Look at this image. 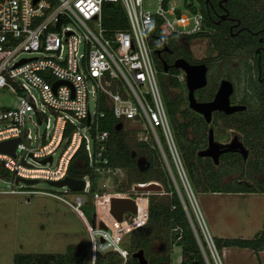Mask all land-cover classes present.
Instances as JSON below:
<instances>
[{
	"label": "built area",
	"instance_id": "built-area-1",
	"mask_svg": "<svg viewBox=\"0 0 264 264\" xmlns=\"http://www.w3.org/2000/svg\"><path fill=\"white\" fill-rule=\"evenodd\" d=\"M105 2L120 4L126 19L125 29L106 33L102 25V4ZM156 3V10L151 12L141 8V0H0V89H8L18 99L12 108L0 107V123L4 124L0 129V141L19 138L15 158L0 153V165L13 173L12 183L15 176L58 180L65 176L68 160L82 144L88 166L92 173L100 176L97 191L90 195L95 225L90 227L79 212L83 203L80 193L90 191L86 176L81 178L83 188L76 191L73 203L42 191L11 188L0 193H41L69 206L84 221L89 264H95L96 257L106 253L114 255L118 263L102 264H125L127 251L122 241L146 222L149 202V192L134 191L133 184L124 188L127 184L123 167L109 165L107 158L102 156L109 133L98 128L99 119L104 117V113L97 110L99 102L108 106L115 124L121 123L122 129L129 123L135 125L131 130L137 141H147L142 130L151 133L172 178L157 132L161 134L194 212L201 239L180 198L203 263L222 264L183 174L160 92L153 58L155 47L149 36L152 30L163 38L196 34L202 30V14L187 9L188 12L183 13L168 1L156 0ZM56 81L59 83L54 86ZM35 98L40 101L39 109ZM89 99L96 108L94 112L89 110ZM41 106L52 111L53 124L49 135L44 132L40 137H33L37 143L33 147L23 127L25 119H30V112L37 124L41 122ZM66 125L71 130L69 137L63 139ZM81 129L88 131L91 145ZM24 139L28 145L24 144ZM60 144L63 148L52 170L25 166L19 161L23 159L28 163L30 159V163L38 164L36 160L51 155L52 163V153ZM174 187L180 196L175 183ZM110 197L131 199L134 213L122 212L121 219L116 220L110 213Z\"/></svg>",
	"mask_w": 264,
	"mask_h": 264
},
{
	"label": "trees",
	"instance_id": "trees-1",
	"mask_svg": "<svg viewBox=\"0 0 264 264\" xmlns=\"http://www.w3.org/2000/svg\"><path fill=\"white\" fill-rule=\"evenodd\" d=\"M163 1L167 2L168 0ZM206 1L208 0H184L185 9L189 12L201 13L205 19L206 29H211L212 32L206 31L195 34L192 37L207 38L210 48L216 51L215 57H236L240 55V52H243L245 63L247 62L246 59H252L255 62L258 58L253 52V45H256V40L249 35H246V40L240 37L232 40L224 39L223 36L227 35L226 30L214 27V22H211V18L210 20L206 18V12L203 7V2ZM228 1L234 6V9L240 10L241 18L245 20V24L250 29H253V26H264V0ZM248 16H253L254 21L252 24L249 22ZM102 25L106 29L107 34L112 30L126 28V19L119 3L105 2L102 4ZM149 36L151 43L157 48L160 45L162 37H160V34L156 30H152ZM170 37L167 36V38ZM259 57L261 73L264 75V52L261 51ZM154 62L158 77L161 79L163 74L160 63L155 59ZM247 87L252 89L253 95L247 101V109L225 118L226 126L234 127L239 131L245 145L249 148L250 154L247 159L246 174H239L238 176L223 180L222 175L219 172H214L215 170L208 175L209 167L211 166L213 169L212 164H200L194 160L193 148L191 147L192 140L186 137L184 129L190 123L193 124L195 122L193 120L180 122L175 118L174 111L176 109L177 98L175 96L169 98L168 92L162 88L163 99L173 127L174 141L178 146L180 161L186 171L190 189L193 193H264V92L257 90L256 83L250 80L247 83ZM97 110L104 113V117L99 119L98 128L100 130H107L109 133L105 141L106 149L102 153V156L107 158L108 164L127 169L126 184L144 183L154 179L160 182L163 188L162 197H158L156 200V197H154L156 195H148L149 202L146 222L124 237L122 245L127 251L125 264H138L135 259L130 257V254L137 250L142 251L146 264H170L169 254L173 246H177L180 249L181 264L192 261L204 264L187 215L181 204L182 200L197 236L201 239L195 221H193L189 213L188 203L182 195V189L178 186L180 195L178 196L168 176L159 166L150 170L147 168L142 173L138 172L134 165L133 155L148 160L155 158L154 152L147 151L150 150L147 149L149 148L148 141H136L133 134L128 132L130 136H127V132L122 128L115 130V121L111 117L108 106L104 103L99 102ZM70 130L71 127L66 125L62 134L63 139L69 137ZM224 160L225 163L222 168L226 174L234 167L241 169L239 160L231 158V156H228ZM226 163H229V165H225ZM200 168L206 173L199 175L198 170ZM223 170L221 168L216 169V171ZM257 174L260 175V178L256 177ZM12 176L13 173L0 165V178L11 180ZM65 176L72 179H81L86 176L90 182V195L92 196L97 191V183L100 180V176L92 173L91 168L88 166L86 153L82 144L79 145L68 160ZM93 217L92 213L91 222H94ZM212 240L217 251L222 248L234 247L249 249L257 253L264 246V227L254 234L252 238L213 237ZM201 243L203 244V241ZM82 249H84V245L78 243L68 245L66 251L63 253H19L13 256L12 264H89V254L87 261V258L82 253ZM105 262L118 263V260L116 261L114 256L109 253L99 255L95 259V264Z\"/></svg>",
	"mask_w": 264,
	"mask_h": 264
},
{
	"label": "rangeland",
	"instance_id": "rangeland-1",
	"mask_svg": "<svg viewBox=\"0 0 264 264\" xmlns=\"http://www.w3.org/2000/svg\"><path fill=\"white\" fill-rule=\"evenodd\" d=\"M168 2L181 12H188L184 7V0H168ZM156 7V0H141V8L143 10L153 12L156 10ZM207 49L208 44L204 40L196 41L192 44L194 57L199 58L205 56ZM239 59V57L232 59L229 66L224 70L217 69L216 73L219 71V73L231 74L230 70H232ZM233 74L234 73L231 75ZM235 83L238 97L241 87L243 86V81L235 80ZM122 88L127 91L124 86H122ZM29 91L35 96L34 90L30 89ZM17 100V96L8 89H0V107L12 108L16 105ZM35 101L36 107L39 109L40 101L38 98H35ZM88 104L90 112L96 111L91 99L88 100ZM41 108L43 110L41 122L37 124L36 117L30 112V119H25L23 127L25 132L28 131L30 135V146L33 147L37 146L33 137H40L44 132L49 135L53 124L54 116L52 111L45 106H41ZM3 127L4 124L0 123V129ZM132 127H135V125L129 123L127 128H123V130L127 132V136L129 132L133 134L135 138L136 135L133 130H131ZM80 132L87 137L88 144L91 145V137L88 131L81 129ZM141 132L147 137L149 143V148L147 149L150 150L147 151L154 152V157L159 160V166L165 173L164 163L160 158L159 151L151 133L146 130H142ZM157 136L173 176L178 186L182 189V195L188 203L189 213L193 221H196L191 203L179 176L176 175L174 165L168 155L161 134L157 132ZM229 137L230 135L228 138ZM23 142L28 145L26 139H24ZM62 148L63 144H60V146L53 151V160L51 164L39 165L30 163V159H28L27 162L30 163L33 168L43 167L52 170L56 166V161ZM123 169L126 176L128 171L126 168ZM128 185L129 184L123 186L124 188H128ZM11 188L14 190H33L52 193L61 196L71 203H73L74 196L77 194L76 192L68 191L65 186L55 187L45 182H37L32 185H24L19 182L17 185H14L10 179L0 178V191L9 190ZM80 194L83 196V203L79 208V212L90 227L94 226L95 223L91 222L93 205L90 199V192L87 191L84 194ZM153 195H156L154 196L156 197L155 200L158 197H162L161 194L153 193ZM192 195L211 238H252L254 234L264 227V193L215 194L207 192L195 193V195ZM196 223L197 222H195V224ZM78 243L84 245L82 253L88 261L89 241L84 221L66 204L49 195L41 193H0V264H12L13 256L19 253H63L66 251L68 245ZM218 254L222 264H264V246L257 253L249 249L231 247L222 248L218 251ZM169 257L170 264H181L179 247L173 246Z\"/></svg>",
	"mask_w": 264,
	"mask_h": 264
},
{
	"label": "flooded vegetation",
	"instance_id": "flooded-vegetation-1",
	"mask_svg": "<svg viewBox=\"0 0 264 264\" xmlns=\"http://www.w3.org/2000/svg\"><path fill=\"white\" fill-rule=\"evenodd\" d=\"M203 7L206 12V18L208 20H210L211 18V22L212 21L214 22L213 23L214 27L218 29H222L224 31L226 30L227 35L223 36L224 39L232 40L237 37H240L241 39H245L246 35H249L250 37L254 38V40H256V45H253L254 46L253 52L258 56L256 61L253 62L252 59L250 60L246 59V61L250 64H248L247 62L245 63L243 52H240V55L236 57L235 56L224 57V58L215 57L216 51L210 48L208 39L200 38V37H192L195 34L186 35V36L169 35L171 36L170 38L164 37L161 40L160 45L157 48H155V50H160V52L157 55L153 54V58L160 63L161 69H162V62L166 67L165 70L162 69L161 71L163 74L162 78L160 79L158 77L162 99H163V92H162V88H163V90L165 89L168 92L169 98H173L174 96L177 98L176 109L174 111L175 118H177L180 122H187L188 120H193V122H195L193 124L190 123V125L184 129L186 137H188L189 140H192L191 147L193 148L192 150L194 153V157H193L194 160H196L200 164H204V163L212 164L213 169L209 165L210 170L208 172V175L211 174L213 170H215L214 172L217 173L219 172L220 175H222V180H223L238 176L239 174L242 175L246 174V164L250 154L249 148L245 145L242 139V135L240 134L239 131H237L234 127L226 126L225 118L227 116L245 111L247 109L248 107L247 101L249 100V98L253 96L251 92L252 89L250 87H247V83L249 80L256 83L257 90L264 92V75H262L261 73V64L259 61L260 59L259 55L261 54V51L264 52V26H260V25L253 26L252 27L253 29H250L245 24V20L241 18V13L239 12L240 10L234 9V6H232L228 0H208L206 2H203ZM248 17H249V22L252 24L254 21L253 16H248ZM204 22L205 19L204 16L202 15V30L198 33L206 32V31L212 33L211 29L210 30H208V28L206 29ZM200 40H204L208 44V49L205 56L198 58V57H194L192 44ZM237 57L240 58L239 61L235 63L233 68L231 67L232 70H230L231 74L234 73L233 75H231L230 73H219V71L218 73H216L217 69L224 70L227 66L231 64L230 62L232 61V59ZM178 58L184 59L190 65L203 64L206 68L205 84L199 88L193 89L192 91L193 98L196 102H209L210 100H212L218 88L219 81L222 79H226L230 81L232 85V92L228 96V104L244 105L245 108L233 113H224L223 111L213 110L209 114V121L206 122L202 114H199L198 112L192 110L188 106L187 88L185 86L184 72L181 69L174 68L172 66L173 61ZM235 80L243 81V86L241 87L238 97L236 93L237 91H236ZM163 103L166 109L169 126L174 141V135L172 129L173 127L170 122V118L168 115V111L164 99H163ZM209 131H211L212 140L218 144L225 145L230 143L232 138H236L237 141L247 152L245 158H242L238 148H232V150L220 153L217 156L216 164L213 163L211 157L198 155V152L204 150L207 146V135ZM229 135L230 137L228 138ZM174 145L180 160L178 146L175 143V141H174ZM228 156H231V158H235L236 160H239L241 163L240 165L241 169L234 167L226 174L222 167H224V163H225L224 159L227 158ZM133 158H134V165L136 167V170L140 173L146 171L147 168H149L150 170L151 168L159 166V162H158L159 160L156 157L148 160L133 155ZM141 160L143 161V163L138 164L137 162L138 161L140 162ZM180 164L185 179L187 181V184L190 187L187 179L186 171L181 161ZM225 165H229V163H226ZM217 168H221L223 171H216ZM198 172L199 175H202V173L204 174L206 173L201 168L198 170ZM165 173L168 176L174 190H175L174 183L176 184V187L178 189V184L173 176L172 171H171L172 178L170 177L166 167H165ZM256 177L260 178V175L257 174ZM148 183H156L161 187V190L159 192H149V194L163 193V188L161 183L154 179L144 183H132V184L145 185ZM193 194L195 195V193ZM224 194H234V193H224Z\"/></svg>",
	"mask_w": 264,
	"mask_h": 264
},
{
	"label": "water",
	"instance_id": "water-1",
	"mask_svg": "<svg viewBox=\"0 0 264 264\" xmlns=\"http://www.w3.org/2000/svg\"><path fill=\"white\" fill-rule=\"evenodd\" d=\"M163 39V37H162ZM160 50H154L153 54L157 55ZM172 66L174 68H179L184 72L185 86L187 88V101L188 106L192 110L202 114L206 122L209 121V114L213 110L223 111L224 113H233L240 111L245 108L244 105H229L228 96L232 92V85L230 81L222 79L219 81L218 88L214 94V97L209 102H196L193 98L192 91L195 88H199L205 84V71L206 68L203 64L190 65L184 59L178 58L173 61ZM162 69L165 70L166 67L162 62ZM59 81L54 83L56 86ZM89 117L86 116L85 124H88ZM121 128V123H116L114 125L115 130ZM19 141V138H9L6 140L0 141V153L9 155L12 158H15V145ZM232 148H238L239 153L242 158L246 156V150L241 146L236 138H232L230 143L222 145L214 142L212 140L211 131L207 135V146L204 150L198 152L200 156H209L212 158L214 164L217 163V156L225 151L232 150ZM21 164L25 166H31L30 163H26L23 159L19 160ZM39 165H44L51 163V155H48L40 160H36ZM142 164L143 161L137 162ZM18 182L24 185H32L37 182H45L50 186L62 187L65 186L71 192L80 191L83 188V181L81 179H72L67 176H64L58 180H47L43 178H21L18 176L14 177L13 183L17 184ZM132 189L139 192H159L161 190L160 185L156 183H148L145 185H133ZM110 213L116 220L121 219L122 212L134 213V204L133 201L129 198L121 197H110L109 198ZM102 227L101 224H99ZM130 257L135 259L138 264H146V260L143 256L141 250H137L130 254ZM189 264H199L196 261H192Z\"/></svg>",
	"mask_w": 264,
	"mask_h": 264
}]
</instances>
